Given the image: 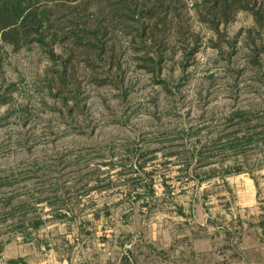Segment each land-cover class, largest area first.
I'll use <instances>...</instances> for the list:
<instances>
[{
	"label": "rangeland",
	"instance_id": "1",
	"mask_svg": "<svg viewBox=\"0 0 264 264\" xmlns=\"http://www.w3.org/2000/svg\"><path fill=\"white\" fill-rule=\"evenodd\" d=\"M255 10L262 15V27H254V17L240 11L219 26L218 36L197 19L189 2L180 18L197 43L189 34L183 44L170 35L173 51H166L155 76L140 67L144 51L133 50L131 34L102 39L114 48L111 61L120 69H110L108 53L102 61L91 60L98 66L96 82L89 78L92 71L76 62L77 79L61 94L46 81L47 72H57L66 57L61 47L54 46L60 57L52 61L36 43L14 48L0 39V198L14 195L0 210L10 211L19 201L34 206L31 216L44 220L39 236L65 249L71 239L73 246L98 247L103 230L112 239L155 233L164 244L169 233L189 235L199 244L203 236L220 232L230 233L233 247L244 250V256L264 263V0H257ZM249 27L257 45L253 62L244 37ZM113 78L116 83H110ZM234 112L242 118L229 121ZM225 135L246 141L237 148L222 147ZM184 140L190 147L199 146L191 144L196 140L206 143L209 157L197 164L199 180L183 171L180 158L169 155ZM127 147L137 153L152 150L142 170L153 171L155 192L138 201L124 190L130 183L126 179L138 181L136 162L144 158L137 159ZM227 166L232 173L225 175ZM56 179L72 189L68 202L74 218L51 215L55 207L43 199L37 204L45 196L38 189ZM248 182L254 184V195ZM105 203L109 215L104 217ZM15 220L10 218L0 231L12 228ZM4 236L10 256L33 243L20 231ZM227 251L234 253L227 247L223 254Z\"/></svg>",
	"mask_w": 264,
	"mask_h": 264
},
{
	"label": "trees",
	"instance_id": "2",
	"mask_svg": "<svg viewBox=\"0 0 264 264\" xmlns=\"http://www.w3.org/2000/svg\"><path fill=\"white\" fill-rule=\"evenodd\" d=\"M189 2L197 19L218 36L220 35L219 26L233 21L240 11L248 12L254 17V27L263 25L262 15L255 10L257 0H0V39L14 48L36 43L46 51L52 61L60 57L55 54L54 46L61 47L66 55L62 66L57 72L51 71L46 74L47 87L51 89L53 85L57 86L58 94L64 91V86L75 83V79H77L76 62L85 64V67L92 71L89 78L96 81L97 72L95 71L98 66L92 65L91 60L102 61L105 53H108V60L112 62L111 59L115 56L114 48L112 46L107 48L108 46L102 39L117 40L120 32L132 35L133 50L144 51L142 54L144 56L138 58L141 61L140 67L155 76L160 71V64L164 61L166 51H173L170 35L176 36L183 44L182 40L186 34H189L193 37L194 43H197L198 37L191 31L190 26L180 18L181 9L187 7ZM133 23H139V25L134 27ZM246 31L244 37L246 45L253 51V57H251L253 62L256 57L257 45L252 37V29L249 27L246 28ZM262 39L264 40V34ZM181 47L185 49L184 46ZM113 67L120 69L118 62L113 63L110 69ZM104 73H106L105 78L109 77L107 72ZM109 81L116 83L115 79H109ZM242 116V113L234 112L228 115L227 119L232 121L242 118ZM230 135H225L226 143L222 147L237 148L246 141L239 140V138L230 141ZM180 137L184 138L183 135ZM186 143L185 140L181 142L180 149L170 151L169 155H176L180 158L185 163L186 170L183 171L199 180L201 173L196 170L197 164L204 157H209L204 152L206 143L196 140L191 144L200 143L199 146L193 145L192 147L187 146ZM129 150L134 152L132 155L137 156V159L152 153V150H142L137 153L139 149L134 147ZM125 159L130 160L131 158L127 156ZM144 162L145 158L143 162H136L137 170L135 172L141 173L138 175V181L135 178L126 179L130 183L127 182L124 191L128 194L129 199L133 197L138 201L146 196H152L155 192L153 171L142 170ZM230 168L231 166H227L225 175L232 173ZM233 170L240 171L238 167ZM213 173L211 170L209 176H212ZM64 183L66 182H58L56 179L54 183L39 188L38 191L45 193V196L37 199V204L43 199L50 207H55L50 210L51 215L58 218H74L76 213L68 202L71 199L70 191L72 189L70 186L63 188ZM12 198L14 195L0 198V202H2L0 205L3 208L8 207ZM11 206L10 211L0 210V226L5 225L10 218L16 219L12 228L0 231V252L5 243L9 241L4 235L20 231L24 240L27 241L36 236L38 229L44 223L40 216H31L30 212H35L34 206H27L23 201ZM101 207L104 208L102 216L109 215L108 205L105 203ZM62 209H64V214H60ZM99 211L100 208L94 209L92 216L97 218ZM81 232L82 230L79 228V236ZM79 236L76 238L77 241ZM46 242V240L43 241L44 244Z\"/></svg>",
	"mask_w": 264,
	"mask_h": 264
},
{
	"label": "crops",
	"instance_id": "3",
	"mask_svg": "<svg viewBox=\"0 0 264 264\" xmlns=\"http://www.w3.org/2000/svg\"><path fill=\"white\" fill-rule=\"evenodd\" d=\"M251 185L248 182L250 189ZM252 186L253 193L254 184ZM39 231L34 238L27 240L33 243L29 242V249L24 253L10 256L7 254L9 247L5 244L0 252V264H264L249 259L243 255L244 250L233 247L230 233H209L201 238L202 243L199 244L194 243L189 235L169 233V240L164 244L155 233L149 236L114 235L112 239L104 230L98 236V247L87 248L78 243L73 246L71 239L70 248L65 249L53 239L44 244L47 238L39 236ZM111 242L114 243L113 249L110 248ZM262 246L264 257V243ZM227 247L234 253L227 251L226 255L223 254Z\"/></svg>",
	"mask_w": 264,
	"mask_h": 264
}]
</instances>
